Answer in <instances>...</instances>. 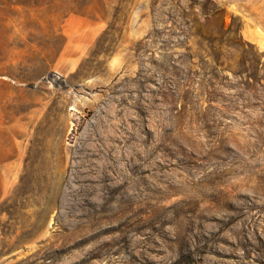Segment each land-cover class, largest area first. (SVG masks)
Instances as JSON below:
<instances>
[{"label": "rangeland", "instance_id": "obj_1", "mask_svg": "<svg viewBox=\"0 0 264 264\" xmlns=\"http://www.w3.org/2000/svg\"><path fill=\"white\" fill-rule=\"evenodd\" d=\"M0 264H264V0H0Z\"/></svg>", "mask_w": 264, "mask_h": 264}, {"label": "trees", "instance_id": "obj_2", "mask_svg": "<svg viewBox=\"0 0 264 264\" xmlns=\"http://www.w3.org/2000/svg\"><path fill=\"white\" fill-rule=\"evenodd\" d=\"M246 46H252L249 42H246ZM260 52L257 50L249 53V56L245 58L244 66L239 74L240 76L246 77V80H248V85H251L252 80L256 81L258 85H261V82L258 80V71L260 72L261 68L263 67L262 58L260 57ZM213 57L218 62L219 66L224 68L225 71H229V67L226 66L224 63L222 64V58L219 56V54H213ZM227 67V68H226ZM187 107L189 108L191 106V103L187 102ZM182 114H186L184 109L181 111Z\"/></svg>", "mask_w": 264, "mask_h": 264}]
</instances>
